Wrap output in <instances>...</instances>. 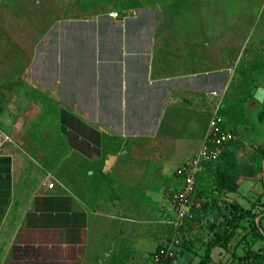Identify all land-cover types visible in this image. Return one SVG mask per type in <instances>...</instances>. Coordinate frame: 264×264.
Returning <instances> with one entry per match:
<instances>
[{
  "label": "crops",
  "instance_id": "1",
  "mask_svg": "<svg viewBox=\"0 0 264 264\" xmlns=\"http://www.w3.org/2000/svg\"><path fill=\"white\" fill-rule=\"evenodd\" d=\"M141 9L119 19L57 21L30 36L27 44L41 47L26 83L45 112L20 137L9 182L0 183V264H129L127 254L140 261L163 244L162 217H175L167 191L182 186L176 171L199 151L224 99L211 83L225 73L204 43L168 37L164 23L138 18ZM64 115L79 129L63 126ZM49 121L60 147L33 149L31 142L54 136ZM247 126L245 134L255 127L250 117ZM184 143L194 149L181 160ZM163 173L176 180L165 190L167 212Z\"/></svg>",
  "mask_w": 264,
  "mask_h": 264
},
{
  "label": "rangeland",
  "instance_id": "2",
  "mask_svg": "<svg viewBox=\"0 0 264 264\" xmlns=\"http://www.w3.org/2000/svg\"><path fill=\"white\" fill-rule=\"evenodd\" d=\"M134 8H142L138 14L140 20L164 23L161 31L168 37L185 36L193 44L204 43L210 49L211 58L222 61L225 76L212 80L211 91H218L224 97L218 102L224 100L223 119L234 126L239 140L217 170L209 169L202 175L198 196L202 206L195 219L186 221L183 228L176 231L170 224L171 216L164 213L161 222L163 244L159 249H171L173 256L163 254L164 258L157 260L158 249L140 261L132 253L127 254V262L167 264L173 260V264L191 261L199 264L211 242L219 239L223 244L236 230L226 248L218 247L213 251L210 263L264 264V171L259 173L260 165L264 167L257 152V149L264 151V123L258 119V116L264 119V101L256 106L250 104L264 95V0H0V143H4L0 154V183L6 179L4 174L8 176L11 152L22 147L20 137L45 112V108L34 101L26 83L28 79L31 81L28 74L34 68L41 45L40 42L34 46L27 43L33 36L49 31L47 26L54 27L57 21L113 19L112 12H119V18H122L130 15ZM28 22L30 28H27ZM16 24L22 30H17ZM33 24L35 28H32ZM52 64H48L47 70L55 68ZM42 66L43 62L39 69ZM248 117L255 127L245 134L249 129ZM63 121V126L79 129L68 115H64ZM47 127V132L56 133L54 122ZM82 130L89 133L87 127ZM30 144L33 149L45 148V144L60 147L55 135L42 143ZM192 144L184 143L178 148L182 153L181 160H186L192 153ZM152 158L148 157V160ZM173 159L180 158L175 154ZM163 174L166 177L162 182L163 211L167 212L165 190L175 185L176 180L172 173ZM224 183L228 189L223 188ZM243 211L246 218L236 225V218ZM166 216H170L169 219ZM257 252L262 255L256 258Z\"/></svg>",
  "mask_w": 264,
  "mask_h": 264
},
{
  "label": "built area",
  "instance_id": "3",
  "mask_svg": "<svg viewBox=\"0 0 264 264\" xmlns=\"http://www.w3.org/2000/svg\"><path fill=\"white\" fill-rule=\"evenodd\" d=\"M110 15L112 18L119 17L118 12H112ZM214 95L218 96V93L214 92ZM221 103H219L209 121L199 151L188 161L181 164L176 171L177 176L182 180V186L180 188L173 187L167 191V196L175 212V217L170 220V224L176 231L181 230L186 221L195 219L201 209L202 205L197 196L199 175L205 170L207 164L219 161L230 145L237 139L234 130L225 125L221 115ZM3 147L4 143H0V154ZM48 180H51L48 187L53 188L56 181L50 175ZM168 253L173 256L171 249L169 251L162 249L156 259L161 260L164 258L163 254L168 257Z\"/></svg>",
  "mask_w": 264,
  "mask_h": 264
},
{
  "label": "trees",
  "instance_id": "4",
  "mask_svg": "<svg viewBox=\"0 0 264 264\" xmlns=\"http://www.w3.org/2000/svg\"><path fill=\"white\" fill-rule=\"evenodd\" d=\"M221 115L223 116V111H221ZM258 119H259V121H260L261 123H264V119H263L262 116H258ZM225 125H226L227 127H231V128L235 131L234 126L228 124V121H225ZM234 147H235V143L233 142V143L230 145V147L228 148V150H227V151L223 154V156L220 158L219 161H217V162H215V163H209V164L206 165V170H209V169H211V170L216 169V170H217L218 167H219V165H220V163H222L223 160H224L226 157H228V156L230 155V153L233 152ZM259 152L261 153L262 158L264 159V151L261 152V151L259 150ZM263 171H264V169H263ZM7 174H8V173H7ZM4 177H5L6 179H4L3 182H1L3 185H4V184H8V182H9V176H7L6 174H4ZM201 179H202V175H199V177H198V191H197V196L199 195V183H200ZM1 181H2V180H1ZM223 188H224V189H228L226 183L223 184ZM218 192H220V191H218ZM0 193H3V194H4L5 192H4V191H3V192L0 191ZM3 201H4V200H3ZM245 215H246V212L243 211L242 214H241L240 216H237L238 218H236V225H238L239 222L245 220V218H246ZM237 221H238V222H237ZM235 229H238V226H235ZM259 232H260V231H259ZM235 234H236V230H233V232H231V233L228 235V237L226 238V240H225L226 242H224L223 244H222L221 241L219 242V239H217L216 242H211V243L208 245V247H207V250H206V254H205V256L201 259V261H200L199 264H212V263H210V261H211V258H212L213 250H214L216 247H222V248L224 247V248H226V247H227V244H229V241H230L231 239H233V237L235 236ZM159 251H161V249H159ZM260 253H262V252H257V253L254 255V257H256V258H257V257H260V255H262V254H260ZM250 255H251V256L253 255L252 252L250 253ZM251 256H250V258H251ZM244 259H245V258H243L242 260H244ZM246 259H249V256H247ZM173 262H174L173 260H170V261L167 262V264H173ZM188 264H193V261L189 262Z\"/></svg>",
  "mask_w": 264,
  "mask_h": 264
}]
</instances>
